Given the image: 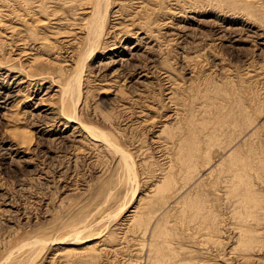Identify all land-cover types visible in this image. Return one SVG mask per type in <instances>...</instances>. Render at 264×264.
<instances>
[{"label": "rangeland", "instance_id": "rangeland-1", "mask_svg": "<svg viewBox=\"0 0 264 264\" xmlns=\"http://www.w3.org/2000/svg\"><path fill=\"white\" fill-rule=\"evenodd\" d=\"M94 2L0 0V264H264V0H111L75 71Z\"/></svg>", "mask_w": 264, "mask_h": 264}, {"label": "bare ground", "instance_id": "bare-ground-1", "mask_svg": "<svg viewBox=\"0 0 264 264\" xmlns=\"http://www.w3.org/2000/svg\"><path fill=\"white\" fill-rule=\"evenodd\" d=\"M111 0H97V2L95 3H92V5H90L87 10H86V15H88V17L86 19H84V23H82L81 27H80V31H82L84 34H85V39H86V42H85V46H88V47H85L86 49L82 50L84 52V54L81 56L82 57V60L80 59V61L75 64L76 65V69L75 71L79 68L81 69L82 67H80L84 61L92 58L93 54L95 53L96 50H98L97 48H99V46L102 45V43H104L105 41V36L107 35V16H108V11H109V7H110V3ZM86 4V3H85ZM85 8V7H84ZM141 8V7H140ZM144 8V7H143ZM142 11V10H141ZM84 39V38H83ZM85 41V40H84ZM104 46V45H103ZM82 52V53H83ZM80 57V58H81ZM87 60V61H88ZM82 62V63H81ZM86 66V65H84ZM84 68V67H83ZM82 71V70H81ZM84 72V71H83ZM77 74V73H76ZM83 75V74H82ZM75 78V73L74 75L72 76V78ZM81 74H80V77L77 76V78H81ZM71 78V87H69L68 89L64 90V89H61L62 90V93H61V111H62V115L65 119L71 121V123H77V121L79 120L78 117H77V114H76V111L77 109L79 108V105H80V97L82 96L80 93V90H79V87H78V81L79 80H76V79H73L72 80ZM82 81V80H81ZM181 84V83H179ZM67 85V84H66ZM79 86H81V84H79ZM67 87V86H66ZM70 90V91H68ZM12 92L11 91V94L10 93H7L5 94L6 96V99L4 97V100L2 102L8 104L9 102V99L11 98L12 96ZM82 92V91H81ZM14 94V93H13ZM16 94V93H15ZM14 94V95H15ZM82 98V97H81ZM172 98V97H170ZM8 102V103H7ZM41 102V101H40ZM36 108V107H35ZM45 112V111H44ZM31 113V112H30ZM50 113V112H49ZM41 114V112H40ZM42 115V114H41ZM22 116V115H21ZM35 116V115H34ZM58 118V117H57ZM18 119H19V116H18ZM79 122V121H78ZM80 124V123H79ZM81 127L83 128V125L80 124ZM79 125V126H80ZM86 126V125H85ZM84 126V129L87 128V126L85 127ZM43 128V127H42ZM88 130V128H87ZM86 130V132L89 134L90 132H88ZM93 130V129H92ZM26 131V130H25ZM28 133V136H29V132L30 131H27ZM22 134V133H21ZM26 134V133H25ZM31 134V133H30ZM24 135V133H23ZM27 136V135H25ZM30 137V136H29ZM94 138V137H93ZM27 139H31V138H27ZM32 140V139H31ZM30 140V142H31ZM99 140H102V139H99ZM33 142V141H32ZM102 142V141H101ZM105 143V142H104ZM198 152V151H197ZM230 152V151H229ZM228 152V153H229ZM187 155V159L185 161V163H187L188 160H191L193 159V157L195 156L196 157V152L195 150L193 149H190L189 152L186 154ZM185 155V156H186ZM226 155V154H225ZM229 155V154H228ZM232 155V154H231ZM230 155V156H231ZM198 156V155H197ZM227 156V155H226ZM206 158V157H205ZM122 159V158H121ZM227 159V158H226ZM125 160V159H124ZM129 160V159H128ZM131 160V158H130ZM122 161V160H121ZM194 161V160H193ZM222 161H225V159L223 158L222 156ZM128 162V161H127ZM131 162V161H130ZM126 163V161L124 162ZM123 164V163H122ZM125 165V164H124ZM127 165V164H126ZM125 165V166H126ZM129 166H131L129 164ZM133 167V166H132ZM134 168V167H133ZM130 170V169H129ZM134 169H132L133 171ZM131 171V173H132ZM130 173V174H131ZM132 174L133 177H132ZM130 176H131V179L134 180L136 179L135 177V171L132 173ZM163 175V174H162ZM165 175V174H164ZM161 179H163V177L161 176ZM155 188V187H154ZM159 188V187H158ZM160 191V190H159ZM153 192V191H152ZM151 192V194H153ZM157 192V191H155ZM155 195V193H154ZM255 202V201H254ZM257 204V203H256ZM139 208V207H138ZM137 207L135 209H133L129 215V222L134 225L133 228H136V227H139V230H141L140 228L142 226H146L147 225V222L146 220L144 221L143 219H141L142 217H140L141 215H138L139 212H138V209ZM138 209V210H137ZM138 218V219H137ZM127 221V222H128ZM136 227H135V224ZM97 224V223H96ZM129 224V225H131ZM127 225V224H125ZM95 226V225H94ZM120 226V225H119ZM129 227V226H128ZM132 227V226H131ZM132 228V229H133ZM144 228V227H143ZM138 229V228H137ZM130 231V230H129ZM151 233V232H150ZM95 234V233H94ZM149 234V233H148ZM97 235V234H96ZM94 236V235H93ZM100 236V234H99ZM98 237V236H97ZM246 237V236H245ZM93 238V237H92ZM96 238V237H95ZM158 238V237H157ZM61 239V238H60ZM40 241V240H39ZM50 242V243H49ZM45 240V241H42L41 243L39 244H35L33 245V247L29 246V252L26 251V250H21V248L29 245V242L28 244L26 243V245L24 246H20L21 248H17L16 250H14L12 253H11V256H9V263L10 261H12L13 259V263H10V264H31L30 262L34 261V260H37V259H41L42 256L44 255V253L47 251L48 247L52 244V240L50 241L49 240ZM33 244V243H32ZM64 244V243H63ZM71 244V243H70ZM74 244V243H73ZM146 247V246H145ZM150 248V247H149ZM21 250V251H19ZM87 250V248H86ZM85 250V251H86ZM72 250H70L71 252ZM83 251V250H82ZM151 251V250H150ZM84 252V251H83ZM82 252V253H83ZM87 253H89L90 255L88 256V258L86 257H83L82 255H79L76 260H72L71 262L67 263V264H86L88 262H95L96 260H98L97 258H100L101 255V251H96L95 249H89L88 251H86ZM85 252V254H87ZM104 252V250L102 251ZM73 253V252H72ZM105 255V254H104ZM164 259V258H163ZM155 260V259H154ZM6 261V260H5ZM171 261V260H170ZM246 261V260H245ZM7 262H8V259H7ZM35 262V261H34ZM33 262V263H34ZM93 262V263H94ZM149 264H166V262L164 261H151ZM168 264V263H167Z\"/></svg>", "mask_w": 264, "mask_h": 264}]
</instances>
